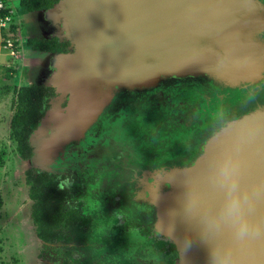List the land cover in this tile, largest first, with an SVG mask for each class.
<instances>
[{
  "label": "water",
  "instance_id": "1",
  "mask_svg": "<svg viewBox=\"0 0 264 264\" xmlns=\"http://www.w3.org/2000/svg\"><path fill=\"white\" fill-rule=\"evenodd\" d=\"M41 12L62 15L64 39L52 37L73 52L59 54L42 83L56 96L28 137L27 162L38 168L39 155L40 171L120 90L186 77L234 87L263 71L258 0H59ZM158 179L147 199L161 212L174 264H264V105L226 122L189 165Z\"/></svg>",
  "mask_w": 264,
  "mask_h": 264
},
{
  "label": "rangeland",
  "instance_id": "2",
  "mask_svg": "<svg viewBox=\"0 0 264 264\" xmlns=\"http://www.w3.org/2000/svg\"><path fill=\"white\" fill-rule=\"evenodd\" d=\"M8 3L14 10V21L11 24L15 27L17 45L14 44L13 53L10 51L12 49H4L3 42L5 40L15 42L8 33L11 24L0 29V197L2 199V207L0 208V238L2 241L0 261L3 264H60L62 257H57L54 251L57 248L45 249L36 239L30 218L31 201L28 198V187L25 184L26 170L40 169L47 164L39 155L36 156L40 160L36 164L38 168L33 167L30 162L18 158L15 143L10 138L9 124L15 103L13 90L28 85L30 82L27 76L30 74L33 75V83L42 84L41 81L37 82L42 65L47 72L43 80H47V76L52 72V67L59 55H51L42 61L40 55L29 52L24 42L31 36H42L40 33L42 31H45L46 37L58 35L64 39L62 15L46 17L38 13L25 14L19 8L18 0H8ZM45 24L49 28L44 27ZM183 82H174L164 86L166 90L160 95L161 100L155 98L154 93L150 95L149 92L125 95L128 102L126 109L119 118L112 121L110 126L108 125L106 133H110L114 139L122 142L120 139L126 137L125 135L138 125L141 128L138 139L137 141L134 140L135 144L133 145H124L126 153H123L122 147L119 151L113 149L108 153L105 152L104 159L102 157L100 162L95 160L92 162L93 166L97 167L101 173L115 169L117 175L120 176L118 182L122 183L115 182L118 185L114 183L115 186L112 189L109 185L93 183L89 180L83 181L80 187L73 190L74 199L83 200L84 214L92 216V214L97 213L98 215L94 217L95 221L93 227L91 226V233L85 236L79 235L73 240V245L69 243V246L64 247L65 250L70 249L78 252L82 250L83 254L89 252L88 255L91 258L96 256L97 250H91V246L88 245L104 244L100 254L103 256V260L98 264H167V257L157 250L153 241L154 237H163L161 234V212L145 196L147 188L152 189L151 193L155 189H160L158 177L167 170L160 164H157L155 168H150V166L142 165L141 161L137 162L136 167L129 168H133L134 173L139 170L141 173L144 171V174L140 176L141 173H137L138 178H140V181H136L137 187L128 189L125 181L131 179L134 173H130L131 171L121 172V166L126 167V164L120 163V160L128 153H136L138 159L143 158V151L148 153L150 147L145 140H149V137L142 134L144 130H151V133H154L152 136V140H154H151L150 143L152 146L156 145L157 149L167 148L171 144V140L174 143L183 139L179 135V128L181 131L185 128V120H182L181 115L185 111L183 107L186 106L185 96L190 94L186 91V85ZM179 114L181 115L179 116ZM100 126H102L101 122L97 125L99 131L102 130H100ZM196 137L200 139L201 135H190V138L187 139L188 143L191 144L193 140H196ZM201 142L203 139H200L199 143ZM164 144L167 146L165 147ZM117 145H119L118 142ZM141 150L142 152H138ZM100 153L99 156L103 155ZM54 159L50 164L49 171H52ZM84 185L86 187H83ZM97 188L100 192L104 190L106 196L97 198L98 193L95 192ZM114 196L118 197V200L114 199ZM90 197L94 199L93 204ZM117 216H122L123 220L116 222L112 219ZM92 239L93 241H91ZM117 242L120 245L119 248H117ZM85 243L88 246V252L85 250ZM106 243L109 245L107 246Z\"/></svg>",
  "mask_w": 264,
  "mask_h": 264
},
{
  "label": "flooded vegetation",
  "instance_id": "3",
  "mask_svg": "<svg viewBox=\"0 0 264 264\" xmlns=\"http://www.w3.org/2000/svg\"><path fill=\"white\" fill-rule=\"evenodd\" d=\"M58 1L59 0H57V2ZM258 1L264 7V0H258ZM35 13H39V12H35ZM44 27L49 28L47 24H45ZM40 33L42 34V36L39 37L45 39L54 38V37H46L44 35L45 31H42ZM259 38L264 42V32L259 34ZM61 43L65 44L61 48L62 49L61 51H55L54 53H49V54H43V53H35V54L40 55L43 61L44 59L49 58L51 55L62 54V53L66 54L73 52V49L70 47L68 42H61ZM33 70L34 69L32 68V71ZM40 72L37 82L38 81L45 82L46 80H43V78L47 72H46V68H44L43 65ZM27 78L30 82L29 84L44 85V84L33 83L32 82L33 75L31 74L30 76H27ZM182 81H184L183 83L184 85H186L185 87L186 91L190 93L185 96L186 106H183L185 108V111L182 110L183 111L182 115L179 114V116L180 115L182 116V120H185V128L182 129V131L179 128V135H181L183 139L174 142L175 146H173L174 144L173 140L170 139L171 144L167 148L157 149L156 145L153 142L152 143L155 146H152V144L150 143L154 133H151V130H146V131L144 130L142 134L146 137H149V140H145L150 147L148 153H146L145 151L142 152V150L138 151L144 154L142 159H138L136 153L134 152L132 154L129 153L126 154V156L122 157L123 159L120 160V163L126 164V167L121 166V170H120L121 172L125 173L131 171L130 173H134L133 171L134 169L133 168L130 169L129 167H136L137 166L136 163L140 161L142 162V165L150 166V168L151 167L155 168L157 164H160L166 168L165 170H168L172 167L185 166L191 161H193L201 153L203 144L206 141V139L214 132H216L220 127H222L226 122L235 119L237 117H240L241 115H244L246 113H249L254 109H256L257 107L264 105V66H263V71L261 73V77L256 82L241 83L238 86H234V87L215 83L212 82L211 80L202 77H186V78H178L176 80L167 79L164 81H160L157 85L151 88H144L139 90H120L116 92L113 98L111 99V101L109 102V104L104 108V110L99 115L97 120L93 123V125L90 126L85 131L84 135L78 141H72L63 148L62 153L58 155L53 161L51 167L52 171L47 172L54 175L56 177V180H58V185L60 187L65 188L68 191L69 201L78 205L80 216L84 220L83 226L85 228V231H78L74 235H72L69 240L60 242L55 245H51L50 247H46L47 245L36 237V239L42 244V246L45 249L57 248L54 251L57 257L59 256L62 257V259L60 260V264H63L64 261H67L71 264H80V263L98 264L100 263L101 260H103V256H101L100 254L102 249L101 247H104L102 246L104 244L101 245L94 244V246L88 245L91 246V250L93 251L97 250L95 254L96 256L91 258L88 255L89 252L87 250L88 246L86 243H85L86 244L85 250H87L88 252L87 254H83L82 250H80L79 252L70 249L65 250L64 247L66 245L69 246V243H71L70 245H73L74 243L73 240H75L79 235L85 236L87 234H90L91 226L93 227V223L95 221L94 217L95 215H98L97 213L92 214V216L88 214H84L82 208L83 200L74 199L75 194H73V190L80 187L83 181L87 182L91 180V182L93 183L97 182L102 185L104 184L106 186L109 185L112 189L115 186L114 183L120 181L118 180L120 176L117 175L118 173L116 172L115 169L107 170V172L101 173L99 172L97 167L93 166L92 162L94 160L96 162H100V159L102 157L104 159L105 152L108 153V151H112L113 149L119 151L120 148L122 147L123 153H126L127 151L125 150L124 145H128V144L133 145L135 144L134 140L137 141L138 139V135L140 134V130H141V128L138 125H136V127L132 131H130L129 134L127 133V135H125L126 137L120 139L122 142H119L118 140L114 139L110 135V133L108 132L106 133L108 129L107 127L110 126L109 124H111V122L114 121L115 119L119 118V116H121L125 111L126 109L125 107L127 105L126 103H128L125 95L134 94V93L142 94L144 92L145 93L149 92L150 95L154 93L156 96L155 98L161 100L162 97H160V95H162L166 90L164 86H167V84L174 82L181 83ZM52 90H53V94L49 98L48 108H49L50 100L56 96L54 89ZM165 101H167V99H165ZM64 105L65 102L61 104V107H64ZM100 122L102 124V126H100V130L102 129L101 131H99L97 127V125ZM135 122L137 124V121ZM188 124L190 125L188 126ZM194 134L201 135L200 139L201 140L203 139V142L199 143L200 139L199 137H196V140L195 141L193 140L192 143L189 144L187 139L190 138V135H194ZM134 135L136 136L133 137ZM117 142L119 143V145H117ZM164 146L166 147L167 145L164 144ZM99 152H101L100 154L103 155L99 156ZM33 170L40 172L39 169H33ZM137 173H141V172L138 170L136 173L133 174L131 179L125 181L128 189H131L132 187L133 188L137 187L136 183L140 181V178H138ZM143 174L144 171L143 173H141L140 176H142ZM118 183L121 184L122 182H118ZM118 183L115 184L118 185ZM138 186L140 187V184H138ZM83 187H86V185H84ZM89 187L91 186L89 185ZM92 188H94V186H92ZM104 188L105 186L103 187V189ZM147 189L148 190H146L145 196L146 198H150L152 197L151 195L152 189L151 190L149 188ZM98 191L99 189L97 188V190L95 191L96 193H98L97 198L106 196L104 190H102V192L100 191L98 192ZM114 199L118 200V197L114 196ZM91 200L93 204L94 199ZM112 219L116 222L123 220L122 216L113 217ZM155 238L156 237H154L153 239L155 240ZM91 241H93V239ZM108 245L109 244H107V246ZM112 246L114 245L112 244ZM119 247L120 245L118 244L117 248ZM63 248L64 250H62ZM117 257H119V255H117Z\"/></svg>",
  "mask_w": 264,
  "mask_h": 264
},
{
  "label": "trees",
  "instance_id": "4",
  "mask_svg": "<svg viewBox=\"0 0 264 264\" xmlns=\"http://www.w3.org/2000/svg\"><path fill=\"white\" fill-rule=\"evenodd\" d=\"M56 2L57 0H18V6L23 13L29 14L49 10ZM8 33L15 42L17 35L14 25H10ZM15 44L17 45L16 42ZM24 45L32 54H49L61 51L65 44L55 38L45 39L31 36L25 40ZM13 91L15 103L9 124L10 138L15 143L18 158L27 161L32 155L28 137L48 108V101L53 90L44 85L28 84ZM25 184L28 187V198L31 201V222L36 237L46 244V247L69 240L78 231H85L84 220L80 216L78 205L69 201L68 191L58 185V180L54 175L28 169L25 172ZM154 242L157 250L167 257V264H174L177 254L172 242L163 237H156ZM1 245L0 238V253ZM0 264L3 263L0 261ZM63 264L71 263L64 261Z\"/></svg>",
  "mask_w": 264,
  "mask_h": 264
},
{
  "label": "built area",
  "instance_id": "5",
  "mask_svg": "<svg viewBox=\"0 0 264 264\" xmlns=\"http://www.w3.org/2000/svg\"><path fill=\"white\" fill-rule=\"evenodd\" d=\"M0 13H2V15L0 14V29H4L12 23L14 18V10L13 7L9 5L8 0H0ZM14 44L15 43L10 40H5L3 42V48L12 49L14 47ZM10 51L11 53H13V49Z\"/></svg>",
  "mask_w": 264,
  "mask_h": 264
},
{
  "label": "crops",
  "instance_id": "6",
  "mask_svg": "<svg viewBox=\"0 0 264 264\" xmlns=\"http://www.w3.org/2000/svg\"><path fill=\"white\" fill-rule=\"evenodd\" d=\"M42 13H43V12H39L38 14L43 15ZM42 19H43V18H42ZM43 20H44V19H43Z\"/></svg>",
  "mask_w": 264,
  "mask_h": 264
}]
</instances>
